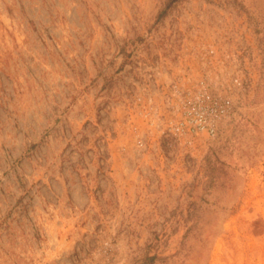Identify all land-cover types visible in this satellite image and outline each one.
<instances>
[{"label": "rangeland", "instance_id": "374dc122", "mask_svg": "<svg viewBox=\"0 0 264 264\" xmlns=\"http://www.w3.org/2000/svg\"><path fill=\"white\" fill-rule=\"evenodd\" d=\"M0 264H264V0H0Z\"/></svg>", "mask_w": 264, "mask_h": 264}, {"label": "built area", "instance_id": "2783aa9c", "mask_svg": "<svg viewBox=\"0 0 264 264\" xmlns=\"http://www.w3.org/2000/svg\"><path fill=\"white\" fill-rule=\"evenodd\" d=\"M230 99L219 95L206 85L178 91L168 120V130L179 140L217 134L219 125L230 113Z\"/></svg>", "mask_w": 264, "mask_h": 264}]
</instances>
